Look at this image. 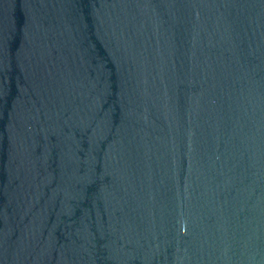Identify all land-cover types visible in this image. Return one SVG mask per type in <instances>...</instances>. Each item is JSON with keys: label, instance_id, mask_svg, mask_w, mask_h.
Masks as SVG:
<instances>
[{"label": "water", "instance_id": "obj_1", "mask_svg": "<svg viewBox=\"0 0 264 264\" xmlns=\"http://www.w3.org/2000/svg\"><path fill=\"white\" fill-rule=\"evenodd\" d=\"M0 264H264V0H0Z\"/></svg>", "mask_w": 264, "mask_h": 264}]
</instances>
